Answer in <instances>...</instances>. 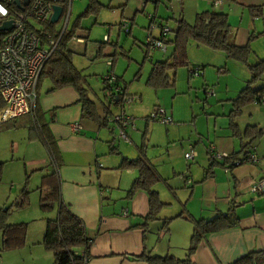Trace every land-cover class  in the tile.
<instances>
[{
  "label": "crops",
  "instance_id": "0c3cea01",
  "mask_svg": "<svg viewBox=\"0 0 264 264\" xmlns=\"http://www.w3.org/2000/svg\"><path fill=\"white\" fill-rule=\"evenodd\" d=\"M218 1H220L218 5H212L213 9L204 11L213 10L227 14L230 24L229 41L237 46H244L248 43L251 35L255 36L253 38L256 45L253 51L255 60L264 59V50H260V46H264V0ZM148 2H151V7L148 6ZM148 2L146 1L145 5L141 6L139 0H136L132 8L126 4L122 9L121 21L126 17L131 20L130 35L145 36L151 23L160 25L171 19L175 23L177 20H183L187 24H192L194 21L193 18L189 19L190 13L185 15L183 1H175L177 9H179L177 17L171 10L172 15L169 14L167 19L163 17L166 13L163 7L165 6L167 9V3L164 2L162 7V0H149ZM166 2L168 1L166 0ZM210 3L212 4V2ZM250 7H260L261 13L252 12ZM143 8L150 10L145 17L138 18L137 13L143 12ZM198 8L194 10L195 15L200 12L197 11ZM232 15H237L239 18L236 25L231 23ZM135 23H137V28L133 27ZM176 27L177 23L173 29ZM108 28L107 32L109 33L111 26ZM118 29L124 32L119 24ZM76 32L73 35L83 39H87L89 36L82 33L76 34ZM152 34L158 36L159 27H156ZM171 34L172 32L167 37ZM117 40L111 41L108 35L107 43L110 42L108 43L110 46L103 48L100 56H97L100 44L93 47V50L88 54L89 58L95 59L91 66H101V70L96 69L100 73L99 76L104 87L106 85L104 77L112 71L104 74L105 70L103 69L105 68H102V64L109 69L113 67L114 63L111 62L112 65H107V60L104 57L112 53L111 47L113 44L115 46L118 44ZM72 45L78 47V51L75 52L79 54L78 56L83 55L81 54L83 51L84 54L86 53L88 43H68L66 47L71 53ZM167 48L171 49V53L172 48L170 46ZM114 54L115 51L112 55ZM84 69L86 68L83 67L79 70L86 78L87 96L95 103L101 122H94L82 115L81 104L78 103L79 95L73 87L65 86L46 93L50 87V82L46 79L41 81L38 87V106L43 114L46 128L55 142L62 202L82 220L87 236L93 239L87 250L88 259L85 264H149L134 258L141 254L148 256L172 255L184 258L190 246L194 221L211 220L220 213H227L231 208L235 218L234 224L205 234L190 256L191 262L193 264H229L248 252L264 250V194L256 195L250 191L254 182L264 179V141H261L264 136L256 144L251 142L247 148V150L253 149L258 158L256 163H235L233 168L227 169L222 166L224 159L213 160L209 156L207 148L210 143L215 146L216 151L227 156L241 149V141L233 135L232 129L229 127L230 132L215 137L214 143H202L201 150L189 145L184 153L190 149L194 151L195 155L190 161L185 159L184 153L182 155L184 164L178 162L175 156L170 154L165 162L166 168L160 170L153 166L162 178L153 185V190L157 192L163 205L155 218L144 225L143 218L149 211L148 193L144 190H137L128 198V191L138 176V171L133 168L120 167L124 158L135 157L132 156L134 151L130 150L128 145L126 146L129 149L122 145L121 151L113 153L116 151L118 142L129 144L128 131L137 130L134 117L132 114H128L124 107L141 101L142 96L126 94L127 87L120 84L121 78L118 75H114L116 78L114 86L124 87L123 94L131 96V101L124 104L122 100L124 95L122 94L119 105L115 106L110 101L117 102L118 99L115 101L116 96H108L106 89H104V99H95L91 97L89 91L92 88L90 86L91 79L88 76L92 75L86 74ZM203 73L205 75L204 70L199 76ZM262 78L253 87L264 86ZM146 84L148 83L146 82ZM140 86L144 87V85ZM140 90L142 91V89ZM207 94L213 95V92L209 91ZM106 109L109 111L107 112ZM121 110L131 117L130 124L124 128L128 140L115 138V135L121 130V125L111 119V116L118 114ZM25 116L28 119H25ZM251 119L253 118L251 117ZM151 121L164 124L156 120ZM254 121L253 123L259 122L258 119ZM11 122L13 123L8 124L15 125L11 129L19 131L22 140L37 148L36 152L25 156L24 161L29 163L26 169L41 173L50 171L48 152L37 133L35 135L27 129V127L34 128L30 116H18ZM147 122L144 119L143 125L148 126ZM75 125L79 126V129H75ZM255 126L257 127V125ZM240 129L243 131L242 128ZM109 134L112 135L111 140ZM146 135L147 129L145 140ZM13 143L16 144L15 151L17 152L19 144L17 141H13ZM138 149L140 151V146ZM238 155L243 159L241 154ZM2 160L0 154V161ZM3 194L0 187V207L4 205ZM166 220L168 222L165 224ZM44 229L45 225L39 235L36 234L32 237L28 230L26 237L25 247L36 246L40 258H47V253H42L39 249L45 250L40 244ZM83 252L81 248L80 253Z\"/></svg>",
  "mask_w": 264,
  "mask_h": 264
},
{
  "label": "rangeland",
  "instance_id": "374dc122",
  "mask_svg": "<svg viewBox=\"0 0 264 264\" xmlns=\"http://www.w3.org/2000/svg\"><path fill=\"white\" fill-rule=\"evenodd\" d=\"M90 1L74 0L72 2L66 32L72 28L73 23L84 12ZM96 1L98 12L92 13L86 18H81L80 27L77 30L78 33L76 32V34L89 35L87 39H84L88 43L86 53L84 54L83 51L81 53L83 55L78 56L79 54L75 53L78 51V47L72 45L71 63L77 70L85 67L84 71L87 72L86 74L92 75L88 76L91 79L90 86L92 89H89L91 97L104 99V84L100 79V73L96 69L101 70V66H91L95 59L89 58L88 54L93 50V47L104 41V35H109L111 41L118 39V44L111 47L112 53L115 51V54L112 55L111 53L104 57L105 60L114 59V65L110 69L102 64V68H105L103 69L105 70L104 74L112 71L114 75H118L121 78L120 84L127 87L126 94H139L142 96L141 101L124 107L126 112L134 117L137 130L134 132L128 131L129 144L118 142L115 148L116 151L113 153L121 151L122 145H125L126 148L130 147V150L134 151L132 156L136 158L140 154L138 147H144V155L149 163L161 170L167 167L165 162L170 154L171 156L173 154L178 162L184 164L182 155L189 145L201 150L203 147L202 143H214L215 137L230 132L228 129L230 122L236 123L239 130L248 124L257 125V128L262 133L253 139V144H256L264 136V106L246 104L240 107L238 114H235L234 111L235 116L233 115L234 106L232 100L238 96V93L250 78V72L244 64L238 60L228 58L224 51L210 50L198 46L194 41H189L187 44L189 66L179 67L175 71H168V84L157 87L148 85L146 82L151 72L152 64L156 61L167 59L171 49L167 48L166 53H163L159 49H152L146 46L144 44V35H130L119 31L118 24L121 22L122 9L126 4L132 8L136 0ZM143 1L139 0V3ZM167 1L162 0V7L165 2L168 9L165 6L163 7L166 11L163 16L164 19H167L169 14L172 15L170 13L171 10L174 12L173 15L177 17L179 10L177 9V3L173 0ZM182 1L185 15L190 13L189 19L193 18L194 20V10L197 7H199L197 11L200 12L205 9H213L212 5L215 0ZM148 6H152L151 2H148ZM149 10L148 8H143V12H138L137 17H145ZM124 16L126 17L127 15ZM124 16L123 18H125ZM235 16L237 15H232L231 17L233 25H236L239 21L238 16ZM65 18L66 10L63 11L57 22L51 24V29L56 33L61 31ZM124 20L131 26V20L127 19V17ZM166 23L172 28L176 26L175 21L172 19L164 24ZM109 26H111V30L108 33ZM133 27L137 28V23ZM108 43H106V46H110ZM255 46L253 39L250 42L251 53L248 59L250 64L257 61L253 52ZM261 49L264 50V46H260ZM193 66L203 67L202 70L205 71V75L203 73L199 77H190L189 68ZM140 85H144V87L142 88ZM209 91H212L213 95H208ZM159 107L163 108L167 115L172 118L171 123L160 124L148 119L149 114ZM25 119L28 118L25 116ZM144 119L148 121V126L143 125ZM256 119L259 122L253 123ZM6 126L8 125L0 124V154L3 158L0 162H3L4 165V176L0 181V187L4 193L2 196L4 200L3 206L9 207L7 223H26L30 237L36 236L44 228L46 219L55 216L56 210L52 208L44 211L39 205L41 196L39 185L44 173L26 169L29 163L24 161L25 156L36 152L37 148H35V145L32 146L31 143L27 144L22 140V135L19 131L12 130ZM27 129L36 135L34 128L30 129L27 127ZM111 138L112 135H110V140ZM13 141H17L19 144L17 152L15 151L16 144ZM261 141H264V138ZM49 170H51V166H49ZM24 188L28 192V203L25 207L17 209L13 204L18 198L20 191ZM39 249L42 253H47V258L39 257L36 246L3 251L1 250L0 232V264H53L52 253L49 251V253L45 252L46 250L42 248Z\"/></svg>",
  "mask_w": 264,
  "mask_h": 264
},
{
  "label": "trees",
  "instance_id": "16d2710c",
  "mask_svg": "<svg viewBox=\"0 0 264 264\" xmlns=\"http://www.w3.org/2000/svg\"><path fill=\"white\" fill-rule=\"evenodd\" d=\"M97 5L96 0H91L84 12L73 23L72 28L62 35L59 49H56L51 54L39 77L36 87L37 99L35 107L31 112L24 114L30 116L32 127L36 130L41 143L44 145L49 155V166H51V170L44 173L41 178V183L39 185V190L41 192L39 205L44 211L54 208L56 214L53 218L46 219L45 229L40 244L46 251L52 253L53 264H85L88 259L87 250L93 239L87 236L82 220L71 212L69 207L62 202L60 196L57 151L55 142L46 128L43 114L38 106V87L41 81L45 79L50 82V87L47 89L46 93L65 86L73 87L79 95L78 103L81 104L82 115L94 122H101L95 103L87 96L85 75L72 65V54L66 47L68 39L78 30L80 19L86 18L92 13H97ZM250 10L252 12L261 13L260 7H250ZM176 23V29H173L172 34L166 37L165 40L167 46L172 48V51L164 61H156L152 64L151 72L147 79L149 85L157 87L168 84V71H175L179 67H188L187 44L189 41H194L197 45L211 50L224 51L228 58L240 61L250 72V78L246 81L245 86L240 90L238 96L232 100L234 106L233 115L234 111L235 114H238L240 107L246 104L260 105V100L264 99V86H253L264 76V59L257 60L253 64H250L248 61L251 53L249 42L253 40L255 36L251 35L248 43L244 46H237L233 42H230V24L227 14L213 10L197 13L192 24H187L183 20H177ZM119 26L126 34H129L130 26L127 31L121 27L120 23ZM44 27L51 29V23L46 22ZM58 33L59 32H55L53 36L57 37ZM106 43L107 40L100 43L97 56H100ZM145 45L147 46V44ZM113 46L115 45L113 44ZM111 62H114V59H111ZM202 68L203 67H201V69ZM189 76L191 77L190 73ZM105 84L104 89L106 90L111 89L113 86V84H107L106 81ZM122 92H124V87H122ZM121 95L122 94L118 93L113 94V96L118 97V101H110V103L115 106L119 105ZM2 106L3 101L0 99V109ZM106 110L107 112L109 111V109ZM15 118L1 122L0 124L8 125L6 126L7 128H13L15 125L8 123H13L11 121ZM230 127L233 135L237 136L241 141V149L238 152L228 155L224 159L222 166L227 169L233 168L237 161H242V158H239L238 154H241L240 156L245 159L247 158V154L253 152V150H247V148L253 139L262 133L255 125H247L243 131H240L234 122H230ZM143 149L144 147H140V154L136 158H124L120 167L133 168L138 171V176L135 178L128 191V198L137 190H144L148 193L149 211L143 218V223L146 225L149 220L155 218L157 212L163 205L157 192L153 190V185L162 178L153 165L147 160ZM3 166V162H0V180L3 173ZM27 203L28 192L24 188L20 191L13 205L18 209L25 207ZM8 215L9 207H0L1 250L3 251L20 249L26 245L27 224L7 223ZM233 216L234 213L231 208L227 213H220L211 220H195L190 246L184 258H177L172 255L148 256L146 254H141L134 258L143 260L149 264H193L190 256L195 250L199 240L207 233L233 225L235 221ZM167 222L168 220L165 221V224ZM81 248L84 251L82 254L80 253ZM229 264H264V250L248 252Z\"/></svg>",
  "mask_w": 264,
  "mask_h": 264
},
{
  "label": "built area",
  "instance_id": "2783aa9c",
  "mask_svg": "<svg viewBox=\"0 0 264 264\" xmlns=\"http://www.w3.org/2000/svg\"><path fill=\"white\" fill-rule=\"evenodd\" d=\"M13 1L0 0V8L4 9L3 12H0V26L6 21H11L9 30L0 31V99L3 101V106L0 109V122L27 114L34 109L39 77L51 54L59 49L61 37L66 33L71 4L74 0H28L27 5H23L24 0H18L22 9ZM146 1L149 0H144L141 6H144ZM175 1L181 2L182 0ZM219 2L215 0L213 5H218ZM54 5L61 6V15L66 10L65 23L57 37L53 36L55 33L53 29L44 27L45 23L49 22ZM120 24L125 31L128 30L129 23L126 20H122ZM156 27H159L158 36L152 34ZM172 31L173 28L167 23L163 25L151 23L146 30L144 42L152 49L165 52L167 50L165 40ZM103 39L107 40V36L105 35ZM68 43L86 44V41L80 36L72 35L68 39ZM106 63L111 65V59H108ZM202 71L201 67L193 66L189 73L191 77H195L202 74ZM104 80L107 84H113L112 88L107 90L108 96H113L115 93L123 94L121 86H114L116 79L112 72L105 75ZM131 99V96L124 95L122 97L124 104ZM259 104L264 106V99H261ZM148 118L164 124L172 122V118L160 107L150 113ZM111 119L121 125V130L115 135V138L128 140L124 128L130 124L131 117L121 110L118 114H113ZM74 128L79 129V126L75 125ZM251 150L253 149L251 148ZM207 151L213 160H223L227 157L224 153L216 151L215 146L211 143L208 145ZM194 155L192 149L184 153V157L188 161L193 159ZM257 161L256 154L252 152L247 154V158L236 163H256ZM250 191L256 195L264 194V179L254 182Z\"/></svg>",
  "mask_w": 264,
  "mask_h": 264
},
{
  "label": "water",
  "instance_id": "95a60500",
  "mask_svg": "<svg viewBox=\"0 0 264 264\" xmlns=\"http://www.w3.org/2000/svg\"><path fill=\"white\" fill-rule=\"evenodd\" d=\"M15 5H17L19 8L22 9L21 5H19V1L18 0H14L13 1ZM28 0H24L23 5H27ZM61 11L62 8L59 5H54L53 6V13L51 14L50 18H49V22L50 23H55L58 21L60 15H61ZM11 28V21H6L4 22L1 26H0V31L2 30H9ZM118 97L116 96L114 98L115 101H117Z\"/></svg>",
  "mask_w": 264,
  "mask_h": 264
},
{
  "label": "clouds",
  "instance_id": "9594fccd",
  "mask_svg": "<svg viewBox=\"0 0 264 264\" xmlns=\"http://www.w3.org/2000/svg\"><path fill=\"white\" fill-rule=\"evenodd\" d=\"M4 11V9L3 8H0V12H3Z\"/></svg>",
  "mask_w": 264,
  "mask_h": 264
}]
</instances>
